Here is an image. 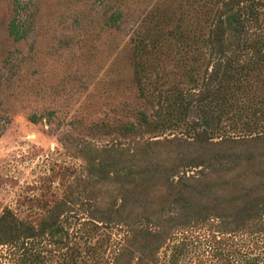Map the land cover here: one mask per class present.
<instances>
[{
    "label": "trees",
    "instance_id": "16d2710c",
    "mask_svg": "<svg viewBox=\"0 0 264 264\" xmlns=\"http://www.w3.org/2000/svg\"><path fill=\"white\" fill-rule=\"evenodd\" d=\"M99 5V37L128 33L112 79L128 96L112 115L69 123L137 144L85 150L97 181L53 167L40 194L0 203V264H264V0ZM15 13L16 2L14 42ZM29 84L0 98V114L20 111Z\"/></svg>",
    "mask_w": 264,
    "mask_h": 264
},
{
    "label": "rangeland",
    "instance_id": "374dc122",
    "mask_svg": "<svg viewBox=\"0 0 264 264\" xmlns=\"http://www.w3.org/2000/svg\"><path fill=\"white\" fill-rule=\"evenodd\" d=\"M15 2L17 24L24 35L16 42L7 35ZM99 2L0 0V98L15 93L24 83L33 85L32 96L24 95L20 111L11 117L0 114L2 205L17 208L25 195L40 194L37 185L53 167L58 174L69 169L81 179L97 181L98 177L84 170L85 150L91 146L111 149L137 144L109 136L92 138L78 123H69L75 117L99 118L105 111L112 115L117 101L128 96H117L112 80L114 69L120 66L122 70L127 65L126 48L116 57L115 46L120 38L124 42L128 33L122 31L114 38L101 33L104 35L99 37L93 23L101 15ZM105 83L107 89L103 90ZM49 110L53 114L37 123L28 118L29 112ZM99 180L97 188H102L95 194L105 197L107 186L103 179Z\"/></svg>",
    "mask_w": 264,
    "mask_h": 264
}]
</instances>
